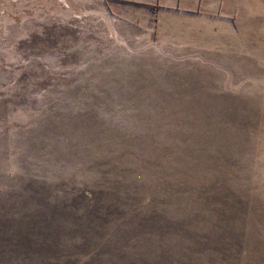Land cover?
Masks as SVG:
<instances>
[{"label":"rangeland","instance_id":"rangeland-1","mask_svg":"<svg viewBox=\"0 0 264 264\" xmlns=\"http://www.w3.org/2000/svg\"><path fill=\"white\" fill-rule=\"evenodd\" d=\"M164 4L0 0V247L264 264V0Z\"/></svg>","mask_w":264,"mask_h":264},{"label":"trees","instance_id":"trees-1","mask_svg":"<svg viewBox=\"0 0 264 264\" xmlns=\"http://www.w3.org/2000/svg\"><path fill=\"white\" fill-rule=\"evenodd\" d=\"M2 240L6 244L20 241L18 237H9L6 240L0 237L1 242ZM53 256L54 254L50 251L39 250L35 247L15 246V244L11 247L7 245L0 247V264H50Z\"/></svg>","mask_w":264,"mask_h":264},{"label":"crops","instance_id":"crops-1","mask_svg":"<svg viewBox=\"0 0 264 264\" xmlns=\"http://www.w3.org/2000/svg\"><path fill=\"white\" fill-rule=\"evenodd\" d=\"M130 1V6L132 8H145L148 9V12L151 11L152 7H157V9H163L164 0H127ZM177 5H181L184 0H175Z\"/></svg>","mask_w":264,"mask_h":264}]
</instances>
